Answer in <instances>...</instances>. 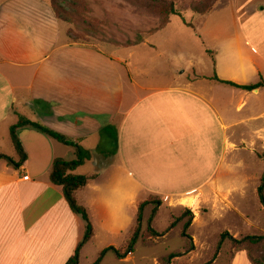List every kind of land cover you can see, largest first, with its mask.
I'll return each mask as SVG.
<instances>
[{
    "label": "crops",
    "instance_id": "0c3cea01",
    "mask_svg": "<svg viewBox=\"0 0 264 264\" xmlns=\"http://www.w3.org/2000/svg\"><path fill=\"white\" fill-rule=\"evenodd\" d=\"M236 11L234 33L214 53L215 75L161 86L136 80L133 51L122 58L69 43L47 0H0V155L19 162L16 149L4 148L21 117L91 152L96 171L82 176L97 178L77 193L93 225L87 244L98 240L97 250H125L136 227L135 205L152 197L158 202L144 207L141 226L145 245L165 239L177 226L185 228L192 216L191 235L210 208L222 211L236 196L244 197L242 183L232 175L243 166L242 150L264 155V87L246 91L213 78L242 86L264 80V0L247 9L252 35L242 27L239 6ZM109 126L113 130L107 134ZM111 133L117 136L114 143ZM17 135L27 160L21 167L0 161V264H66L84 242L86 223L50 176L54 162L75 161L77 149L32 126ZM101 142L115 154L98 153ZM163 208L178 217L160 233L154 224ZM150 209L156 210L152 223L151 215L146 218ZM150 227L160 236L148 235ZM243 252L231 255L229 264H245L239 262ZM114 255L110 261L119 264L136 261L135 248L125 258ZM190 256L192 251L185 253Z\"/></svg>",
    "mask_w": 264,
    "mask_h": 264
},
{
    "label": "rangeland",
    "instance_id": "374dc122",
    "mask_svg": "<svg viewBox=\"0 0 264 264\" xmlns=\"http://www.w3.org/2000/svg\"><path fill=\"white\" fill-rule=\"evenodd\" d=\"M47 1L54 8L62 9L58 15L53 12L63 24L69 43L101 49L105 53L122 58H128L133 51L135 53L131 59V72L136 80L143 84L161 86L184 84L189 78L195 79L196 74L215 75L216 67L212 55L208 52H219L222 39L234 33L237 6L240 9L243 29L252 35L253 32L250 31L253 28V19L247 18L246 13L247 9L252 10L258 2L218 0L211 14L201 16L192 13L191 6L210 4L215 0H167L176 4L186 20L194 24L195 29L186 26L179 16H172L169 25L155 33L161 24V17L153 0H86L87 10L83 6L78 10L73 0ZM196 30L205 31V34H196ZM139 39H142V42L136 45ZM5 146L4 150L7 152H11V148L16 149L9 138ZM81 149L88 152L90 157L77 168H80L79 176L96 171L91 152L83 147ZM110 150L114 151V148L110 149L108 144L101 142L97 152L108 158ZM240 155L243 166L234 172L232 179L242 183L245 195L236 196V202L229 208L225 205L222 211L220 208H210L208 214L202 215L191 231L192 239H197V244L193 245L192 256L185 257V253L191 252L190 242L183 236L185 228L177 226L165 239L148 245L144 244L141 237L138 246L134 247V264H168V258L172 254H177L180 258L177 264H229L232 255L229 249L231 241L230 238H225L219 248L222 234L227 233L235 239L248 235H264V206L256 191L264 173V155L258 157L249 149L242 150ZM108 177L107 172L103 176L106 184ZM235 209L242 215L238 216ZM126 211L128 212L127 208ZM150 212L151 209L146 211V218L152 216ZM173 216L178 217L163 208L155 220L154 227L160 233L166 232L170 221L176 220ZM186 217L187 220L188 216ZM146 218L144 231L148 228ZM237 231L241 234H234ZM96 247H99L98 240L95 244L89 243L85 246L83 264L97 263L104 250H97ZM109 252L105 264H119L117 261H110L116 257L114 252ZM239 262L251 264L245 252L240 254Z\"/></svg>",
    "mask_w": 264,
    "mask_h": 264
},
{
    "label": "trees",
    "instance_id": "16d2710c",
    "mask_svg": "<svg viewBox=\"0 0 264 264\" xmlns=\"http://www.w3.org/2000/svg\"><path fill=\"white\" fill-rule=\"evenodd\" d=\"M73 1H74L75 6L78 8V10L81 8V6H83L86 10L88 9L86 0H73ZM153 1L156 2L157 12L159 13V15L161 17V24L158 27V29L155 31V33L164 30L169 25V23L171 22L172 16H179L183 20V22L186 26H188L192 29H195L194 24L192 22H189L186 20V18L182 14V12L179 11V9L176 7V4L173 1H167V0H153ZM217 1L218 0H215L214 2H212L210 4L193 5V6H191L190 10L195 15L207 16V15L212 13ZM50 5H51V7H52V9L56 15H58L60 10H62L61 8H57V9L54 8V6L52 4H50ZM55 6H56V4H55ZM141 42H142V39H139L138 42H136L135 44L137 45V44H140ZM208 53L212 55L213 62H214L215 67H216V62L214 59V52L209 51ZM213 80H215L221 84H224V85H227L230 87H234L237 89L246 90V91H253L255 89H259V88L264 87V80L263 79L260 82H258L257 84L247 85V86L238 85V84L230 82V81H224V80L219 79L217 76H215L213 78ZM26 126L35 127L37 129H39L40 131H42L43 133H45V134L49 135L50 137L54 138L55 140L59 141L60 143L66 144V145L71 146V147H75L77 149V157H78L77 161L69 162V161H66L64 159H57L54 162L50 179H51L52 183L62 187L64 196H65L66 200L68 201V203L70 204L71 208L73 209V211L76 214L81 216L82 219L86 223V235H85L84 242L79 245V247L76 251V254L66 263V264H79L80 252H81L82 248L88 242L91 241V239L93 238L94 232H93V225H92L91 219L89 217V214H88L87 210L85 209V207L83 205H81V203L79 202L78 197H77V193L80 189L87 186L92 180H95L97 178V175H92L89 177L79 176V175L75 174V171L77 170V168L81 164H83L85 159H88L90 157V154L88 152L82 150L80 146L73 144L72 142L67 140L64 136H62L56 132H53L52 130L48 129L47 127H45L39 123L31 122V121L21 117L19 122L11 128V138H12V141L15 145V148H16L19 156H20V160H19V162H15L12 158H10L6 155H0V161H5L10 166H13V167H21V165L27 160L25 150H24L23 145H22V143H21V141L17 135L18 129L26 127ZM110 130H113L112 126L105 128L104 131L108 134V133H110ZM111 135H112L111 140L113 142L116 139L115 137H117V136L115 134H112V133H111ZM108 154L114 155L115 152H111ZM258 194L260 197V201H261L262 205L264 206V174L261 178V183H260V186L258 188ZM157 202H158V200H156L154 197H152L148 202L139 204L138 206L135 205L136 227L133 231L132 237L129 240L125 250L121 251V250H117L115 248L106 249L100 254V258L96 264H99L103 260V258L105 257L106 253H108L109 251H113L119 258H125L129 253L133 252V249H134L136 243L138 242V240L142 234L141 226H142V221H143L144 207L146 205H148L149 203L157 204ZM186 214H191V212L186 211ZM155 215H156V210L153 212V214L150 218V223H152V220H153ZM191 220H192V216L190 217L189 222L186 223L185 229L183 231V236L188 238L191 241L190 242V251H192L193 245H194L192 236L189 234V229L191 226ZM175 225H176V223L174 222L172 224L171 228H173ZM148 234H150L151 237H159L160 236V234L158 232H156L152 227L149 228ZM225 238H230L231 254L232 255L235 254L236 252L245 251L248 254V258H249L251 264H264V235H248V236L242 237L240 239H235V238L231 237L230 235H228L227 233H224V234H222L221 242L219 244V248H220L222 241ZM175 257H178V255H176V254L171 255L170 258L168 259L169 260L168 263H170L171 260Z\"/></svg>",
    "mask_w": 264,
    "mask_h": 264
},
{
    "label": "built area",
    "instance_id": "2783aa9c",
    "mask_svg": "<svg viewBox=\"0 0 264 264\" xmlns=\"http://www.w3.org/2000/svg\"><path fill=\"white\" fill-rule=\"evenodd\" d=\"M25 179H26V180H28V179H29V177H28V176H26V177H25Z\"/></svg>",
    "mask_w": 264,
    "mask_h": 264
},
{
    "label": "bare ground",
    "instance_id": "6f19581e",
    "mask_svg": "<svg viewBox=\"0 0 264 264\" xmlns=\"http://www.w3.org/2000/svg\"><path fill=\"white\" fill-rule=\"evenodd\" d=\"M188 203V202H187Z\"/></svg>",
    "mask_w": 264,
    "mask_h": 264
}]
</instances>
